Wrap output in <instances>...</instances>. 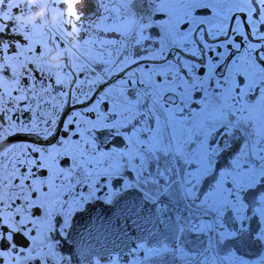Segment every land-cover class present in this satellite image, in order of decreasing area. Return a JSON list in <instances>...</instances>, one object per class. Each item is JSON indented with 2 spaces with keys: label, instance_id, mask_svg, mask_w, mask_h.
Returning <instances> with one entry per match:
<instances>
[{
  "label": "snow or ice",
  "instance_id": "6c2138e0",
  "mask_svg": "<svg viewBox=\"0 0 264 264\" xmlns=\"http://www.w3.org/2000/svg\"><path fill=\"white\" fill-rule=\"evenodd\" d=\"M0 264H264V0H0Z\"/></svg>",
  "mask_w": 264,
  "mask_h": 264
},
{
  "label": "clouds",
  "instance_id": "9594fccd",
  "mask_svg": "<svg viewBox=\"0 0 264 264\" xmlns=\"http://www.w3.org/2000/svg\"><path fill=\"white\" fill-rule=\"evenodd\" d=\"M32 3H37V0H31ZM48 9L45 8L44 10L33 13L31 16H22L19 23H35L38 17L43 16L45 12H47ZM60 13H57L55 17H53L52 21H49V23H52L53 21L59 20ZM50 63L53 67L59 68L62 67L64 64V53L62 51H56L54 54L50 57Z\"/></svg>",
  "mask_w": 264,
  "mask_h": 264
},
{
  "label": "flooded vegetation",
  "instance_id": "af4514ba",
  "mask_svg": "<svg viewBox=\"0 0 264 264\" xmlns=\"http://www.w3.org/2000/svg\"><path fill=\"white\" fill-rule=\"evenodd\" d=\"M44 9H45V8H38L34 13H38V12L44 10ZM85 11H86V14H87L89 11H91V6H89V8L86 9ZM45 17H47V19H48L49 21H52V19H53V17H52V16L48 13V11H47V12H45V14H44L43 16L38 17V19L36 20V22L41 21V20L44 19ZM24 118H25V119L27 118V114H25V117H24ZM18 139H27V138H26V137H11V138H10V140H11L12 142H15V141L18 140Z\"/></svg>",
  "mask_w": 264,
  "mask_h": 264
}]
</instances>
